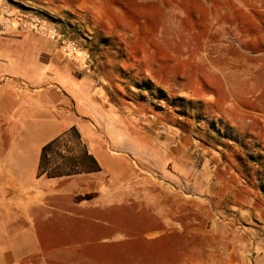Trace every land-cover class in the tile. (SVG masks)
<instances>
[{
    "label": "rangeland",
    "instance_id": "obj_1",
    "mask_svg": "<svg viewBox=\"0 0 264 264\" xmlns=\"http://www.w3.org/2000/svg\"><path fill=\"white\" fill-rule=\"evenodd\" d=\"M93 3L0 0V20L4 10L27 15L1 34L39 36L76 76L98 82L108 109L131 116L137 180L123 190L100 180L97 214L52 216L53 230L39 237L74 239L95 264H225L240 231L253 239L240 216L259 211L264 220V0H161L110 22ZM34 14L55 25L57 42L24 32ZM62 39L75 40L77 52L62 51ZM84 147L71 129L52 146L50 169L87 172L89 160L75 167ZM66 222L73 230H60ZM243 252L244 264H257L253 249Z\"/></svg>",
    "mask_w": 264,
    "mask_h": 264
},
{
    "label": "crops",
    "instance_id": "obj_2",
    "mask_svg": "<svg viewBox=\"0 0 264 264\" xmlns=\"http://www.w3.org/2000/svg\"><path fill=\"white\" fill-rule=\"evenodd\" d=\"M147 2L161 0H96L90 5L110 22ZM24 38L0 32V264H95L76 240L48 245L39 232L53 230L49 223L55 215L75 220L89 211L97 214L98 206L91 205L100 200V180L121 190L137 180L130 175V112L108 109L98 82L76 76V67L67 64L65 56L38 45L39 36ZM28 67L33 74H28ZM73 128L100 170L40 175L43 146ZM104 133L109 140L105 144ZM105 199L115 203L117 198ZM246 211L240 217H245L253 239H243L238 231L236 250L225 264H244L246 246L254 250V261L264 264V220L259 211ZM72 225L66 222L60 230L71 231Z\"/></svg>",
    "mask_w": 264,
    "mask_h": 264
},
{
    "label": "built area",
    "instance_id": "obj_3",
    "mask_svg": "<svg viewBox=\"0 0 264 264\" xmlns=\"http://www.w3.org/2000/svg\"><path fill=\"white\" fill-rule=\"evenodd\" d=\"M27 16L23 13L12 14L6 10L1 12L0 28L1 30L9 29L16 23L22 22L23 18ZM30 16L28 22L23 23L24 32L26 33H37L45 36L51 42L58 41V32L54 24L47 21L40 15H28ZM60 48L62 51L75 54L78 49L77 42L73 39H62L60 41Z\"/></svg>",
    "mask_w": 264,
    "mask_h": 264
},
{
    "label": "trees",
    "instance_id": "obj_4",
    "mask_svg": "<svg viewBox=\"0 0 264 264\" xmlns=\"http://www.w3.org/2000/svg\"><path fill=\"white\" fill-rule=\"evenodd\" d=\"M61 138V137H60ZM60 138H56L50 142H48L47 144H45L43 146L42 149V154H41V158H40V164H39V173L40 175H46L47 177H59V176H66V175H71V174H75L78 173L79 170H75L74 168L70 169V170H61L59 167H55L53 169H50V159L48 158V154L52 148V146H54L58 140ZM86 160H91L93 162V171H99L100 167L97 166V164L95 163V161L89 156L87 155L86 152H83V154L80 156L79 161H77V163L75 164V167L77 166V168H79V166L83 167V165H85ZM90 169H85V167L83 169V171H90Z\"/></svg>",
    "mask_w": 264,
    "mask_h": 264
}]
</instances>
